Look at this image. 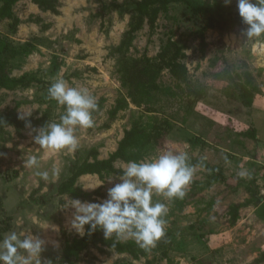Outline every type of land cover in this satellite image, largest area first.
I'll return each instance as SVG.
<instances>
[{"label": "rangeland", "instance_id": "374dc122", "mask_svg": "<svg viewBox=\"0 0 264 264\" xmlns=\"http://www.w3.org/2000/svg\"><path fill=\"white\" fill-rule=\"evenodd\" d=\"M123 1L58 0V13H53L30 0H20L13 6L19 19L16 28L11 19L0 22L2 74L18 77L35 72L40 79L26 88H0V221L3 216L11 217L3 236L12 231L37 235L45 241L41 264H63L65 242L80 236L71 224L74 209L66 207L67 201L76 198L57 193L72 165L88 156L91 148L98 150L99 158L108 157L134 120L168 118L173 129L146 158L163 151L187 152L190 161L202 159L226 176L224 181L208 184L216 171L194 166L195 174L183 199L154 196L155 201L166 203L169 209L164 240L170 258L174 264H264L255 263L264 252V144L249 136L257 128L254 114L242 109L240 90L250 73L257 88L256 103L264 106V37L247 39L243 34L247 26L230 21L239 16L237 0L230 4L224 0H189L212 13L223 14L220 27L205 31L206 45L201 49L198 31L205 17L195 14L185 3L170 4L169 11L158 17L154 29L145 23L136 33L127 56H147L157 62L162 48L174 41L184 46L180 62L187 67L186 80L175 79L169 69L163 68L156 82L170 87L173 95L160 94L155 112H146L144 105L137 107L128 99V106L111 118L109 112L117 98L127 92L121 83L120 55L115 48L127 29L131 11L130 7L111 8L100 15L98 11L103 3ZM58 78L72 86L89 88L98 104L93 112L94 126L76 131L80 147L75 153L48 152L33 140L34 129L47 122L58 123L65 111L48 95L50 85ZM196 92L200 94L198 98ZM23 111L32 114L26 118L28 123L19 127L16 118ZM256 117L264 138V113ZM31 156H37L39 167L24 165ZM243 157L247 159L243 169L248 175L236 191L233 189L242 170L236 164ZM251 163L255 168L249 167ZM124 164L118 161L116 166L122 169ZM57 169L58 176L54 174ZM41 172H47L48 179H43ZM118 177L81 176L76 185L85 192L96 193L88 200L78 199L102 201L107 189L120 182ZM251 177H255L254 184L250 183ZM98 184L102 185L94 190L84 189ZM248 198L253 199L252 204L241 207L236 224L230 225L227 206ZM101 248L103 251L90 247L82 252L78 264H146L147 259L153 264H167L159 252L132 260L128 254Z\"/></svg>", "mask_w": 264, "mask_h": 264}, {"label": "trees", "instance_id": "16d2710c", "mask_svg": "<svg viewBox=\"0 0 264 264\" xmlns=\"http://www.w3.org/2000/svg\"><path fill=\"white\" fill-rule=\"evenodd\" d=\"M20 0H0V22L4 19L12 20V27L16 28L19 19L14 15L13 6ZM40 9L58 13V0H30ZM172 3H185L190 6L195 14L205 17L202 28L198 31L201 38V49H204L206 42L204 33L208 29L220 27L223 22V14H215L206 8L193 5L189 0H124L122 3L111 2L110 4L103 3L98 11L102 14L111 8H129L131 11L127 29L124 31L120 43L116 46L115 52L120 55L121 68L120 78L122 86L127 89L126 95H120L115 106L110 110V117L114 118L119 111L125 109L130 99V102L137 107L144 105L146 112H155L154 105L160 100V94H172L171 88L161 86L156 82V78L163 68L169 69L171 75L178 80L185 81L187 75V67L180 59L184 57V46L178 45L174 41H169L157 55V62L147 56L132 59L127 56L129 48L132 46V41L135 35L140 31L144 24H148L151 29H154L155 23L160 15H164L169 11V6ZM230 21L234 24L246 26L242 22L240 16H236ZM26 51L25 53H28ZM2 66L0 64V88L5 90H14L15 88H26L32 83H38L40 79L35 72H25L18 77H12L2 74ZM261 71V69H260ZM241 97L244 99L245 106H251L253 103L254 93L257 88L253 84L250 73L247 74V81L240 86ZM197 98L200 96L196 92ZM19 122V127H24L27 119L16 118ZM174 124L168 118L158 120L155 117H150L148 121H143L141 118L134 120L129 129L124 131L123 137L119 140L117 148L111 152L106 158H99L98 150L91 148L82 161L72 165L70 175L63 180L57 187V193L60 195L67 194L73 198L88 200L94 192H85L77 185V180L83 175H97L100 179L108 175H121L122 169L116 166L118 161L126 163L129 160L139 161L146 158L152 151L161 146L165 137L171 132ZM249 136L252 139H257L255 130H251ZM193 166H203L211 168L212 166L202 159L191 160ZM216 171L214 167L211 168ZM226 176L216 171V175L208 182L224 181ZM252 201L251 198L240 203H232L227 206L228 214L230 215L229 224L235 225L239 217V209ZM0 213L3 214L2 201L0 198ZM4 217V216H3ZM0 221V239L10 227V216H6ZM88 225L85 226V235L76 236L71 240H67L62 250L63 264H78L82 252L90 247H106L116 253L128 254L132 260L147 258L151 252H159L161 258L167 260V264H174L169 256L167 248L168 243L164 237L157 242L156 246L150 250L141 248L133 239L128 241H120L113 236L111 239H105L102 229L88 234ZM167 235V232H166ZM103 251V250H102ZM264 262V252L259 258L255 259V263ZM113 264H132V262H115ZM146 264H153L151 259L146 260Z\"/></svg>", "mask_w": 264, "mask_h": 264}, {"label": "clouds", "instance_id": "9594fccd", "mask_svg": "<svg viewBox=\"0 0 264 264\" xmlns=\"http://www.w3.org/2000/svg\"><path fill=\"white\" fill-rule=\"evenodd\" d=\"M230 4L231 0H224ZM238 13L247 27L243 34L247 39L264 37V0H237ZM48 95L64 113L59 122H47L39 129L34 142L48 152L67 150L75 153L80 147L76 135L78 128L94 126L93 112L97 110L96 97L87 87L70 85L63 78L55 80L48 89ZM32 112L23 111L19 116L24 120ZM187 152L163 151L153 157L139 161L129 160L123 167L118 183L107 189L106 198L99 202L71 199L66 207L74 209L72 227L81 236L102 229L105 239L126 237L133 239L141 248L150 250L166 234L168 206L155 201L154 196L162 195L166 200L183 199L193 180L195 167L189 162ZM28 168L39 167L37 156L24 161ZM59 175V170H55ZM48 179L47 172L39 173ZM238 175L248 173L241 170ZM85 187L94 190L101 186ZM45 241L37 235L12 231L0 239V264H41V253Z\"/></svg>", "mask_w": 264, "mask_h": 264}, {"label": "crops", "instance_id": "0c3cea01", "mask_svg": "<svg viewBox=\"0 0 264 264\" xmlns=\"http://www.w3.org/2000/svg\"><path fill=\"white\" fill-rule=\"evenodd\" d=\"M256 95V94H255ZM254 95V96H255ZM256 98L257 97H254L253 98V103H252V105L251 106H245L244 104L242 105V109H243V111H251L253 114H254V116H253V121L255 122V127L257 128V132H255V134H256V138L258 139V141H259V139H261V141H263L262 143L264 144V138L261 136V134L259 133V130H258V127H257V125H258V123H257V115H259L260 113H264V106H259V104H257L256 102H257V100H256ZM233 122V121H232ZM261 143V144H262ZM262 144V145H263ZM243 160H237V162H238V164H236V167L238 168V167H240L242 170H244L243 169V167H244V165L246 164V162L244 161V159H246V157H243L242 158ZM247 160V159H246ZM251 161H254L255 163H260V164H262L261 163V161H259V160H255V159H252ZM208 163V162H207ZM209 164V163H208ZM250 166H252L253 168H255V164H249V167ZM258 166V165H257ZM240 172V171H239ZM254 175V174H253ZM263 177H264V174H263ZM262 177V178H263ZM254 178L255 177H251L250 179H252L251 181H250V183H253L254 184ZM238 184L234 187V189L233 190H236V191H238V189H239V187H240V185H242V184H245V180L243 179V177H240V176H238ZM255 183H256V181H255ZM202 190V189H201ZM248 190H251V188H249L248 187ZM249 199V198H248ZM252 199V198H251ZM243 201H245V200H242V201H240V202H243ZM240 202H235V203H240ZM252 202H253V199H252V201L249 203V204H247V205H245V206H243V207H247V206H249L250 204H252Z\"/></svg>", "mask_w": 264, "mask_h": 264}]
</instances>
